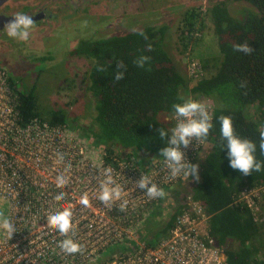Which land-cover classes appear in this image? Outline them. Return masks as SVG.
Wrapping results in <instances>:
<instances>
[{"label": "trees", "instance_id": "16d2710c", "mask_svg": "<svg viewBox=\"0 0 264 264\" xmlns=\"http://www.w3.org/2000/svg\"><path fill=\"white\" fill-rule=\"evenodd\" d=\"M234 2L250 7L238 17L229 6ZM205 18L212 24L219 56L201 60L202 70L195 80L167 49L166 24L144 25L123 35L98 39L81 37L70 55L85 58L89 64L80 82L73 76L68 81L72 84L67 85L73 87L75 80V86L86 84L93 100L89 123L69 119L63 108L42 109L35 85L19 90L13 76L9 72L7 76L20 121L44 119L85 139L108 163L116 165L119 161L142 171L163 160L159 150L166 143L157 129L175 126L171 105L182 102L180 97L208 98L213 128L205 142H197L190 158V163L199 165V180L191 179L185 200L170 202L174 205L158 213L154 208L165 199L159 197L136 235L146 245L156 246L169 235L179 211L191 199L203 205L208 215L207 233L215 245L224 248L226 264H264V222L256 221L240 199L243 193L264 187V170L245 176L229 166L218 119L221 115L231 117L235 133L256 142V158L264 162L258 147L264 126V0H209L203 10L187 8L178 25L179 52H186L193 35L203 31ZM245 43L253 49L251 53L234 50L235 45ZM141 57L150 59L138 67L136 61ZM41 59L52 61L53 56ZM208 64L210 74L204 75ZM118 73H123L122 79H115Z\"/></svg>", "mask_w": 264, "mask_h": 264}, {"label": "built area", "instance_id": "2783aa9c", "mask_svg": "<svg viewBox=\"0 0 264 264\" xmlns=\"http://www.w3.org/2000/svg\"><path fill=\"white\" fill-rule=\"evenodd\" d=\"M193 65L187 73L195 80L202 68ZM7 75L0 67V210L6 209L3 216L14 231L9 235L0 228V264H226L224 248L207 233L208 215L199 201H186L169 235L156 246L146 245L136 235L159 201L138 188L137 182L143 176L149 186L154 183L165 190L184 179L183 174L172 177L163 160L148 171L119 161L112 165L99 149L65 128L41 118L23 123ZM172 119L175 125L174 115ZM197 142L194 139L181 149L189 162ZM109 167L122 194L105 206L99 200L100 183ZM57 176L65 178L63 187H57ZM263 192L260 187L240 196L258 222H264ZM60 193L64 198L58 201L55 197ZM85 194L87 207L81 204ZM64 209L72 212L67 236L47 223L48 216ZM66 238L82 250L64 252L60 241Z\"/></svg>", "mask_w": 264, "mask_h": 264}, {"label": "rangeland", "instance_id": "374dc122", "mask_svg": "<svg viewBox=\"0 0 264 264\" xmlns=\"http://www.w3.org/2000/svg\"><path fill=\"white\" fill-rule=\"evenodd\" d=\"M206 1L208 0H177V4L184 3L191 5L202 3L203 10ZM230 7L232 13L239 17L250 5L245 2H234L230 4ZM187 8L189 7H175L174 9L173 7H148L147 10L151 11L147 16L145 14L147 10L135 14L134 17L136 18L132 19V21L136 20V22H130V25L119 21V31L125 32L129 28L137 29L140 26L148 24V22L154 23L153 25L156 24L155 22L168 25L169 28L165 36L167 49L174 56L175 62L182 70L189 73L188 69L190 70L193 64H195L193 66L198 64L202 67L201 62L203 61L201 60L218 57L219 51L216 45V37L212 24L208 18H205L206 26L203 31H199L193 35L192 43L188 46L186 52H179L180 45L177 40L178 25L182 19V12ZM150 18H152V20H150ZM32 28L31 31L37 29L41 32L32 37V44L37 45L43 40L47 47V49L40 51L39 54L47 57V55H49L48 49H51L52 52L53 49H55L57 51V58L52 61L46 60L44 62L38 60L36 55H34V51H30L26 47L15 48L16 46L6 42L2 37V30H0V67L6 68L7 72L13 76L16 80L17 89L26 90L35 85L39 104L42 109H48L53 106L63 108L69 119L75 118L78 122L83 121L89 123V121L93 119L91 116L93 100L91 94L85 88L86 84L80 83L75 86L77 82L75 80V85H73V87L67 85V83L70 85L72 84L68 81L71 80L73 76H76L79 81L80 76L83 74V71L86 70L89 62L85 58L66 57L65 53L67 48L66 43H68V39L70 41L72 39L69 36L80 37V35L83 34L87 35L91 33V28L85 23L83 24L81 20H75L71 26L64 31L56 29V31L53 32L55 28L54 25L45 28L43 27V23L36 27L33 26ZM107 31H110V29L106 28L103 32ZM29 39L30 38H28V40ZM28 40L24 41V44L26 42L29 43ZM194 42L196 43L194 44ZM210 71L211 65L208 64L206 69H204V75H209ZM63 86H65V89H62ZM197 97L192 98H196L195 100L204 103L207 107L209 106L210 102L204 99V97L199 95ZM192 179H194V177H192ZM260 200L263 203V199L260 198ZM260 207L264 208V204H261ZM0 211L5 213L6 209L4 208Z\"/></svg>", "mask_w": 264, "mask_h": 264}, {"label": "clouds", "instance_id": "9594fccd", "mask_svg": "<svg viewBox=\"0 0 264 264\" xmlns=\"http://www.w3.org/2000/svg\"><path fill=\"white\" fill-rule=\"evenodd\" d=\"M34 25V21L31 16L21 12L14 14L13 19L6 24L5 28L9 37L18 39L21 41H27L29 38V29ZM235 51H243L245 53H251L253 49L248 44H237L234 46ZM149 57H141L136 61L138 67H143L149 60ZM123 78V73H118L115 79L119 80ZM182 102L173 103L171 105L174 118L176 120L175 126L170 129L160 127L157 129L159 138L165 141L166 146L159 150L160 156L167 168L170 170L172 177H177L183 174L185 177L192 176L196 180H199L198 164L190 163L181 150L187 148L192 141L198 140L201 143L205 142L209 136L210 130L213 128L212 115L210 114L208 107L192 98H179ZM220 133L223 144V148L227 147V157L229 160V166L238 170L243 175H251L253 171L260 172L264 170V162L258 161L256 158L257 143L247 139L241 138L235 133L232 119L229 116L221 115L219 118ZM259 150L264 154V126H262L259 132ZM59 160H63L62 155H58ZM112 169L109 167L105 169V179L100 183L99 200L105 205L110 206L114 199L120 198L122 194L121 187L115 183L112 177ZM66 181L63 176H57V187H63ZM137 187L141 190H146L147 195L150 198H163L166 193L162 188H159L156 184L147 182L146 178H142L137 182ZM64 194H58L55 199L62 200ZM81 204L85 207L89 205L87 195L81 197ZM127 201L120 205V209L123 210ZM72 212L69 209L57 212L47 217L48 225L56 229L61 235L67 236L72 228ZM0 228L4 229L9 235L14 231L13 225L10 221L0 213ZM61 249L68 254H75L82 250V246L75 242L73 239L66 238L60 241Z\"/></svg>", "mask_w": 264, "mask_h": 264}, {"label": "flooded vegetation", "instance_id": "af4514ba", "mask_svg": "<svg viewBox=\"0 0 264 264\" xmlns=\"http://www.w3.org/2000/svg\"><path fill=\"white\" fill-rule=\"evenodd\" d=\"M208 1H206L204 7H206ZM201 4H177V0H8L1 6L0 14L14 16L17 12L24 13L32 17L34 21L33 26L35 27L42 23L45 28L54 25L53 32L56 29L64 31L75 20H81L83 24L85 23L91 28V33L80 35V37L69 36L72 39L71 41L68 39V43H66V57H77L70 55V51L73 50L81 37L98 39L105 36L128 33L133 29L129 28L125 32H120L119 21L130 25V22H136V20L132 21V19L136 18L134 17L135 14L147 10L148 7H173L174 9L175 7H202ZM150 11L147 10L146 16ZM185 11L186 9L182 12V16ZM155 23L158 26L163 25L160 22ZM153 24L152 22H148L145 25L152 26ZM106 28H109L110 31L103 32ZM32 29H29V43L26 42L25 44L24 41L9 37L5 27H2L0 30H2V37L10 45L16 46L15 48L26 47L30 51H34V55H36L38 60H42L39 52L47 49V47L43 40L37 45L32 44V37L37 33H41L37 29L31 31ZM48 50L49 55L47 56H53V59H56L57 51L55 49H53V52L51 49ZM190 185L191 182L187 181L184 182V186H180L181 189L179 188L180 191L177 194L179 199H184L183 197L187 194ZM172 203H178V201L174 199ZM172 203H170L169 207L174 205ZM164 210L166 211L167 207Z\"/></svg>", "mask_w": 264, "mask_h": 264}, {"label": "crops", "instance_id": "0c3cea01", "mask_svg": "<svg viewBox=\"0 0 264 264\" xmlns=\"http://www.w3.org/2000/svg\"><path fill=\"white\" fill-rule=\"evenodd\" d=\"M185 178H184L185 180H183L182 182H179L178 186L173 187L172 189H168L167 190L166 195H165V199H164V201L162 200L164 203H162L161 205H159V207L157 206L156 208H154V211H156V212L159 213L161 209H165L166 207H169L170 202H172L174 199L176 201H179V196L177 195L178 192L180 191V190L178 191L179 186H181V184H183V182L191 181L192 176L185 177ZM176 195H177V197H176Z\"/></svg>", "mask_w": 264, "mask_h": 264}, {"label": "water", "instance_id": "95a60500", "mask_svg": "<svg viewBox=\"0 0 264 264\" xmlns=\"http://www.w3.org/2000/svg\"><path fill=\"white\" fill-rule=\"evenodd\" d=\"M7 1L8 0H0V8ZM12 19H13V16H5L3 14L2 15L0 14V29H2V27H5L6 24H8Z\"/></svg>", "mask_w": 264, "mask_h": 264}]
</instances>
